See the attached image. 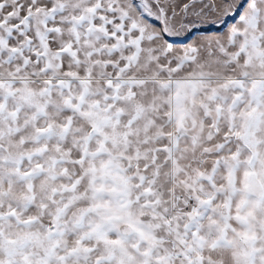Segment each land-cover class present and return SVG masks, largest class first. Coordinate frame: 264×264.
Returning <instances> with one entry per match:
<instances>
[{
  "label": "snow or ice",
  "instance_id": "1",
  "mask_svg": "<svg viewBox=\"0 0 264 264\" xmlns=\"http://www.w3.org/2000/svg\"><path fill=\"white\" fill-rule=\"evenodd\" d=\"M0 264H264V0H0Z\"/></svg>",
  "mask_w": 264,
  "mask_h": 264
},
{
  "label": "trees",
  "instance_id": "2",
  "mask_svg": "<svg viewBox=\"0 0 264 264\" xmlns=\"http://www.w3.org/2000/svg\"><path fill=\"white\" fill-rule=\"evenodd\" d=\"M210 31H215L214 29L210 30Z\"/></svg>",
  "mask_w": 264,
  "mask_h": 264
}]
</instances>
